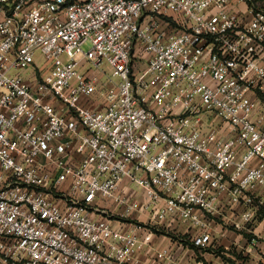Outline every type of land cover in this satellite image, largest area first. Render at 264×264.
<instances>
[{"label":"built area","instance_id":"1","mask_svg":"<svg viewBox=\"0 0 264 264\" xmlns=\"http://www.w3.org/2000/svg\"><path fill=\"white\" fill-rule=\"evenodd\" d=\"M262 215L264 0H0V264H139L152 229L207 251Z\"/></svg>","mask_w":264,"mask_h":264},{"label":"crops","instance_id":"2","mask_svg":"<svg viewBox=\"0 0 264 264\" xmlns=\"http://www.w3.org/2000/svg\"><path fill=\"white\" fill-rule=\"evenodd\" d=\"M251 230V233L236 232L219 221L213 227V239L219 246L207 251L193 248L191 242L179 245L168 237L151 236L147 239L149 248L139 257V264H160L162 249L174 253L175 264H264V218L259 217Z\"/></svg>","mask_w":264,"mask_h":264},{"label":"rangeland","instance_id":"3","mask_svg":"<svg viewBox=\"0 0 264 264\" xmlns=\"http://www.w3.org/2000/svg\"><path fill=\"white\" fill-rule=\"evenodd\" d=\"M86 50L89 48V45H85L84 47ZM42 58L39 57L38 59V64L39 65H36L38 68H40L42 66ZM31 72L32 70H27L25 71L24 73H22V76L25 78V79H30L31 78ZM158 230V231H157ZM153 231V234L160 238V237H168L170 239L173 240L174 243L176 244H188L190 245L189 243L191 242V237H192V233L186 229L185 226L183 225H180V224H177L174 228H170V229H166V228H161V229H152Z\"/></svg>","mask_w":264,"mask_h":264},{"label":"trees","instance_id":"4","mask_svg":"<svg viewBox=\"0 0 264 264\" xmlns=\"http://www.w3.org/2000/svg\"><path fill=\"white\" fill-rule=\"evenodd\" d=\"M261 218H264V215H262ZM251 239H253V237H252ZM193 248H194V247H193Z\"/></svg>","mask_w":264,"mask_h":264}]
</instances>
